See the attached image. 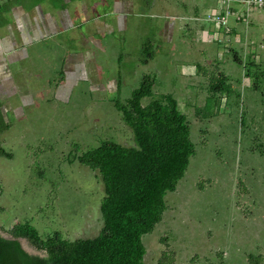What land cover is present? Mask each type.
<instances>
[{
	"label": "rangeland",
	"instance_id": "obj_1",
	"mask_svg": "<svg viewBox=\"0 0 264 264\" xmlns=\"http://www.w3.org/2000/svg\"><path fill=\"white\" fill-rule=\"evenodd\" d=\"M82 1L67 7L79 15L76 33L87 34L94 26L101 30L90 33L94 41L69 32L61 12L47 3L28 10L13 6L0 17V81L6 83L0 85L1 122L8 125L0 132V145L11 155L0 156V232L10 237L5 230L29 222L42 237L54 231L68 239L97 235L103 224L102 180L77 157L104 140L133 145L113 99L124 102L141 74L151 72L154 96L172 94L186 116L195 154L176 188L166 192L161 221L141 237L144 261L158 264L165 253L172 258L165 264H251V254L257 264H264V10H251L241 21L230 16V42L208 41L203 58L193 35L212 28L206 12L216 0L171 2L176 10L161 11L175 14L177 38L169 47L171 56L165 44L148 48L156 62L143 67L137 61L143 54L139 45L152 35H134L132 20L155 21L157 8L138 12L126 26L132 28L126 29L125 38H130L123 40L118 67L129 74L117 92L104 87L117 65L111 69L104 51H94L92 45L104 43L105 27L87 18ZM40 9L49 30L39 21ZM101 10L110 13L106 7ZM238 10L243 13L244 8ZM118 35L116 31L112 36ZM90 46L98 78L84 61ZM72 62L77 71L68 81ZM195 64V73H183V66ZM159 66L163 75L153 70ZM215 69L225 74L230 94L210 91L208 74ZM63 84L68 92L60 90L57 96ZM24 244L45 255L26 239Z\"/></svg>",
	"mask_w": 264,
	"mask_h": 264
},
{
	"label": "trees",
	"instance_id": "obj_2",
	"mask_svg": "<svg viewBox=\"0 0 264 264\" xmlns=\"http://www.w3.org/2000/svg\"><path fill=\"white\" fill-rule=\"evenodd\" d=\"M34 1V0H33ZM24 4V0H14ZM13 0L0 5L7 11ZM150 41L141 45V64L152 58ZM208 74L212 93L232 92L225 74L219 69ZM254 74V85L258 76ZM154 77L143 73L130 97L122 102L113 99L115 109L132 133L133 145L124 146L104 140L84 151L78 161L100 174L104 195L100 201L102 227L97 235L88 238H64L54 231L42 237L35 226L23 222L5 230L10 237L0 235V264H147L141 237L153 231L161 221L167 206L164 196L173 191L184 176L189 158L195 154L190 138V125L180 112L171 94L154 96ZM120 84H117V92ZM150 100L143 105L142 100ZM0 132L8 125L1 122ZM0 156L10 158L0 145ZM18 238H24L45 255L27 253ZM251 264L257 257L248 255ZM172 258L161 254L158 264Z\"/></svg>",
	"mask_w": 264,
	"mask_h": 264
},
{
	"label": "crops",
	"instance_id": "obj_3",
	"mask_svg": "<svg viewBox=\"0 0 264 264\" xmlns=\"http://www.w3.org/2000/svg\"><path fill=\"white\" fill-rule=\"evenodd\" d=\"M75 0H24V4H17L16 2H14L13 0V4L9 5V8L7 11H9L11 9V7L15 6L17 8L20 9H24V10H28L31 9L32 7H39L42 6V4L47 3V6L53 7L55 8V10L60 11L61 13V22L63 23V25L65 26V28L71 29L69 32L71 33H75L78 34V37L85 36L87 39L94 41L93 36L90 35V33L94 34L95 33H101V30H96L95 31V26L94 27H90V29H88L87 34H83V32L81 33L79 30V32H75L76 27H79V23H74L75 20L79 19V15H75L74 14V9H70L69 7H67L68 3H73ZM79 1V0H78ZM86 1V0H84ZM84 1H82V5L84 8V13L87 16L88 19L93 18L94 20H100V23L102 25H104L105 29V37H103L104 43L100 44L98 42H93L92 45L95 47V50H98L99 48L102 49L104 51V54L106 55V62L109 61L110 65H111V69H114L117 65V72L114 73V75L112 74V76H110V78L107 80V83L105 84L104 87H111L113 86L114 89L117 88V84H120L121 86V81L122 80H127L128 78V74L129 73H121L119 71V63L123 58V40L127 41L126 39H129L130 37H126L125 38V32L126 29H131L127 26V23L130 21L129 18H132L134 15H137L138 12H143L145 10L147 11H153L154 7L157 8V12L155 17L157 18V20L155 21H148L142 23L141 21H138L136 19H133L132 21L134 22V31H136V33L134 35L137 34H141L144 35L146 33H151L152 37H151V45H153L152 47H158V49H160V45L162 43L165 44V48H167V57L171 56V52L169 51V47L170 45L176 40L177 38V33L175 32L177 26H176V20L173 18V16L171 15H175V14H168V13H163L161 12L163 9H168V10H176L175 9V3H171V2H175L176 0H87L88 1V5H85ZM5 2H9V0H6ZM2 2L0 5H2ZM107 2L106 5H104V3ZM216 4V2H215ZM107 8L108 10H110L109 12H105L103 13V11L101 9ZM41 8V7H40ZM214 8V7H213ZM209 10V9H208ZM207 10V11H208ZM5 11H3L4 13ZM2 12L0 13V17L2 18ZM42 13H43V9H40V22L43 23V27L46 30H49L46 25V23L44 22V20L42 19ZM202 24L204 22H201ZM204 28V25H200V27ZM201 30V28H199ZM74 30V31H73ZM231 30V27H230ZM119 32L120 35L117 36H112L114 32ZM177 31V30H176ZM81 34V35H80ZM210 34V29L209 31L204 28V30L202 32L199 31V33H195L194 36V47L197 48L198 55L199 56H203V58H206V48L208 47L206 44L208 41L210 40L209 37ZM162 36V38H161ZM96 39V38H95ZM149 41V40H148ZM155 41V42H154ZM153 42V43H152ZM167 42V43H166ZM100 44V45H99ZM91 45V46H92ZM109 45L111 46V48L113 49V52L111 51V48L109 49ZM141 43H140V48H141ZM89 47L87 50V53L84 55L85 59V64L86 66L90 67V73L94 76L95 78L99 77L98 71H99V67L96 64L95 61V57H94V51L92 50V47ZM104 46V47H103ZM112 52V53H111ZM107 53L109 55V58L107 60ZM174 55V52H172ZM156 54H152V58L150 60H147V62L145 64H142L143 66H147L150 63H155L156 61L154 60ZM4 61L3 58H0V62ZM140 64H141V60H137ZM204 62V61H203ZM69 66V65H68ZM72 68L69 70V78L68 81L72 80V75L77 71V66L75 65V63L72 62ZM75 67V69H74ZM183 73L186 72H191V73H195L196 72V64L194 66H183ZM195 68V71H194ZM153 70H158L160 75H163L164 70L161 69V67H153ZM220 70V69H219ZM221 71V70H220ZM114 72V70L112 71V73ZM146 73V72H144ZM143 74V73H142ZM141 74V75H142ZM148 74H151L148 73ZM152 75V74H151ZM183 75V74H182ZM3 78V77H2ZM68 83V82H67ZM154 83H155V78H154ZM0 85L1 86H6V83L4 81V79H1L0 81ZM154 86V85H153ZM68 85L67 84H63L59 87L58 91H57V96H58V92L60 90H67L66 92H68ZM153 91V89H152ZM154 93V92H153ZM67 94V93H66ZM66 94L64 96H66ZM163 94V93H160ZM166 94V93H164ZM172 95V94H171ZM63 96V97H64ZM173 96V95H172Z\"/></svg>",
	"mask_w": 264,
	"mask_h": 264
},
{
	"label": "built area",
	"instance_id": "obj_4",
	"mask_svg": "<svg viewBox=\"0 0 264 264\" xmlns=\"http://www.w3.org/2000/svg\"><path fill=\"white\" fill-rule=\"evenodd\" d=\"M238 7H243L241 13ZM264 10V0H216L214 8L206 12V20L212 23L210 40L213 42H230L229 17L235 16V21H241L251 10Z\"/></svg>",
	"mask_w": 264,
	"mask_h": 264
},
{
	"label": "water",
	"instance_id": "obj_5",
	"mask_svg": "<svg viewBox=\"0 0 264 264\" xmlns=\"http://www.w3.org/2000/svg\"><path fill=\"white\" fill-rule=\"evenodd\" d=\"M0 235H1L2 237L7 238V237H6L4 234H2L1 232H0ZM24 240H25L24 238H18V241H19L21 247H22L27 253H29V254H33V255H40V254H38V253L33 252L32 250H29V249L25 248L24 245H23V241H24ZM40 256H41V255H40Z\"/></svg>",
	"mask_w": 264,
	"mask_h": 264
},
{
	"label": "bare ground",
	"instance_id": "obj_6",
	"mask_svg": "<svg viewBox=\"0 0 264 264\" xmlns=\"http://www.w3.org/2000/svg\"><path fill=\"white\" fill-rule=\"evenodd\" d=\"M24 241H25V240H24ZM24 241H23V245H24V247L27 248V249H29V250H31V248H29L26 244H24Z\"/></svg>",
	"mask_w": 264,
	"mask_h": 264
}]
</instances>
